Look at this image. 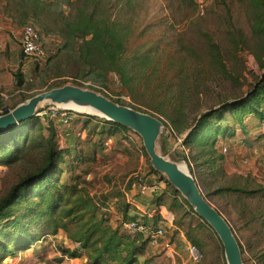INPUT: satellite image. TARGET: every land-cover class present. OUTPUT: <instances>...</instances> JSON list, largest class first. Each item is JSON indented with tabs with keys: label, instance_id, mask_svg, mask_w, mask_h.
Wrapping results in <instances>:
<instances>
[{
	"label": "rangeland",
	"instance_id": "rangeland-1",
	"mask_svg": "<svg viewBox=\"0 0 264 264\" xmlns=\"http://www.w3.org/2000/svg\"><path fill=\"white\" fill-rule=\"evenodd\" d=\"M101 1L105 6L103 15L116 19L124 29V62L129 66L128 78L121 79L111 72L105 81L107 88L93 84L85 73L87 70L74 56L77 50L60 52L61 37L44 32L34 19L28 18L18 25L22 28L31 23L40 30L45 56L32 61L25 91L21 93L19 101L49 90L56 84L81 82L83 87L102 89L112 99H119L125 105L135 106L159 117L166 124L159 148L166 156L178 160L182 156V149L176 145V138L171 134L179 135L172 120L187 131L204 112L244 96L264 73V0H212L202 16L198 13L196 0ZM61 3L59 10L70 15L74 6H69L64 0ZM16 103L3 104L11 109ZM70 109L76 111L70 123H55L59 145L72 149L67 155L69 167L65 176L79 184L80 191L92 196L101 207L105 206L101 211L110 222L113 219L125 228L123 222L128 219H125L123 209L132 205L127 202L125 194L107 188L112 183L116 186V174L131 175L135 169L136 172L140 169L141 174L146 176L151 160L142 149L143 140L138 134L126 131L104 136L97 131L95 124H104L103 120H108L94 113ZM43 135H48L46 129ZM93 150L95 154H92ZM221 152L228 156L229 152ZM116 153L130 156V163L116 162ZM186 153L189 154V150ZM40 158V150H34L27 159L13 167L0 166V196L28 171L34 170ZM193 163L200 184H215L223 178L229 179L227 175L214 177L210 175V169L197 167ZM133 179L131 177L130 181ZM167 191L170 195L163 201L165 210L169 206L177 214L179 222L186 223L182 224L185 230L188 225L192 227L193 235L201 241V246L198 242L196 245L204 256L219 252L226 260L219 237L200 222L199 216L193 214L185 204L179 208L170 206L175 196L169 188ZM115 197L119 200H110ZM209 198L226 212L237 230L244 249L243 257L248 264H264L259 256L264 250V239L251 237L248 224L244 225L246 219L225 210L222 204L224 200L218 196ZM247 198L245 201L249 205L257 206L264 202L258 195ZM135 213L133 209L131 214ZM158 250L149 245L142 261L148 259V264H169L166 259L159 260V256L165 252Z\"/></svg>",
	"mask_w": 264,
	"mask_h": 264
},
{
	"label": "trees",
	"instance_id": "trees-1",
	"mask_svg": "<svg viewBox=\"0 0 264 264\" xmlns=\"http://www.w3.org/2000/svg\"><path fill=\"white\" fill-rule=\"evenodd\" d=\"M62 1L11 0L6 7V13L18 24H23L26 19L32 18L44 32H52L60 36L62 39L60 52L69 53L77 50L74 56L87 70L85 73L89 75L93 84L107 88L105 81L111 72L126 80L129 66L126 61L124 62L125 32L116 19L103 15L102 10L105 7L103 2L101 0H64L69 6H74L71 14L65 15L59 10L63 4ZM14 76L16 87L23 88L26 83L23 71L18 69ZM76 84L83 86L81 82ZM61 85L63 84H56L49 89ZM97 90L108 96L102 89ZM31 96L24 97L22 101ZM113 100L123 104L119 99ZM91 117L97 118L94 115ZM103 121L105 124L99 133L104 136H113L120 131L137 134L119 123ZM254 121L264 125V73L244 96L226 101L204 112L192 126L188 127L187 131L181 129L172 120L179 132L178 136L183 138V146L189 150L188 154L182 149V156L178 160H185L188 163L210 202L209 197L219 196L223 192H238L246 197L255 193L253 190L234 186L219 187L217 183L200 184L194 172L193 163L195 162L197 167L205 166L210 169V175L221 177L216 168L225 160L220 144L235 137L238 129L247 132L249 124ZM44 129L48 131L47 136L43 135ZM171 134L177 141L178 136L173 132ZM142 149L148 156L144 146ZM34 150H40L41 153L40 162L36 168L28 171L4 195L0 196V264L6 258L16 256L19 252L31 248L45 237L57 234L60 230H63L73 242L79 244V248L74 250L62 248L64 254L70 257H78L85 253L90 264H148V259L142 261V257L147 252L149 237L142 233H129L122 225L113 226L107 215L101 211L105 206L101 207L102 205L100 206L92 196L80 191L79 184L71 182V178L65 176L69 167L67 155L72 152V149L59 145L55 123L45 125L37 114L14 127L0 131V166L13 167L21 160L27 159ZM193 150L196 152L193 153ZM92 154H95L94 150ZM150 169L165 180L167 188L175 196L170 206L179 208L181 204H185L198 217L188 201L151 164ZM129 207L123 210L125 219H128L125 223L138 220L150 226L156 225L160 220V217L147 216L139 219L138 215L128 213ZM217 209L220 211L219 206ZM263 217L260 209L250 220L252 224H259V227L255 228L261 240L264 239ZM198 218L200 222L211 228L207 222ZM243 218L246 217L243 216ZM181 224L186 223L181 221ZM211 230L215 233L212 228ZM236 232L237 230L235 235L244 254L243 245ZM186 235L189 240L195 244L198 242L201 246L199 237L193 235L192 227L189 225ZM220 244L224 251L221 241ZM211 256L216 259L220 257L221 262L227 264L219 252ZM259 256L264 263V250ZM244 260L248 264L245 258Z\"/></svg>",
	"mask_w": 264,
	"mask_h": 264
},
{
	"label": "crops",
	"instance_id": "crops-1",
	"mask_svg": "<svg viewBox=\"0 0 264 264\" xmlns=\"http://www.w3.org/2000/svg\"><path fill=\"white\" fill-rule=\"evenodd\" d=\"M9 2L11 0H0V95L3 94L5 96L4 99L11 98L7 99V101L0 98V102L2 104L5 102L9 104L11 102H17L15 104L17 105L22 102V100L19 101V98H21V93L25 89L24 87L21 89L16 87L14 73L18 69H21L24 73L25 81L28 80L27 74L32 69V61L34 59L23 55L21 40L24 26L20 28V24L18 25L13 17L6 13V7ZM104 124L103 122L95 124L98 127V132L101 131ZM81 133L83 134V132ZM220 145L221 151H224V148H226L227 151L225 152L229 153L228 156H225L224 162L226 164H219L216 168H218L219 172L221 171V177L227 175L229 179L226 180V178H223L220 182H217V185L219 187L234 186L245 190H253L255 193L249 197L258 195V198L264 201V125H260L254 121L249 124L247 132L239 131L238 129L235 137L223 141ZM115 157L116 162L123 164L125 162L130 163V156L116 153ZM131 177L134 178L133 181H130ZM115 178L117 180L116 186L114 187L112 183V186L109 185L107 189L116 190L123 195L134 197L137 201L138 207L132 205L127 209L129 214L135 209L136 213L131 215H138L139 219L144 216L154 218L160 217L156 215L157 210L163 211L166 219L160 217L156 225L148 226L150 228L160 226L166 231L161 246H153L149 242L150 246L158 248V251L165 252L159 256V260L166 259L168 263L170 262L169 264H223L220 257L216 259L210 254H206L199 263L186 261L188 257L186 240L189 239L187 238L186 230L177 219V214L173 210L171 211L169 206L168 210H165L163 201L168 199L170 193L167 191L165 180L159 175L153 173L150 168L147 170L146 176L144 177L145 190H141L138 185L136 169L131 175H126V173L123 175V173H120L118 175L116 174ZM218 197L224 200L221 202L225 210H229L231 214L235 212L239 217L245 216L246 218L244 219H246V222H244V225L248 224L251 230L249 232L250 236L259 238L255 228L257 224H252L253 222H250V220L260 209L264 215V202L257 206L253 204L249 205L245 201L248 198L244 195L241 196L238 192H223ZM110 200L116 202L119 198L115 197ZM220 211L231 224L232 228H234L233 230L236 231L231 220L226 216V212L221 209ZM117 218L119 219L120 217ZM235 223L237 222L235 221ZM111 224L115 227L120 225L113 219H111ZM123 226H125V222H123ZM168 243L172 244L171 246L177 251V255L173 254L167 248ZM62 248L74 250L79 248V244L73 242L64 231L60 230L57 234L45 237L31 248L19 252L16 256L6 258L2 264H90L89 258L85 253L78 257H70L64 254Z\"/></svg>",
	"mask_w": 264,
	"mask_h": 264
},
{
	"label": "water",
	"instance_id": "water-1",
	"mask_svg": "<svg viewBox=\"0 0 264 264\" xmlns=\"http://www.w3.org/2000/svg\"><path fill=\"white\" fill-rule=\"evenodd\" d=\"M78 104L90 108L108 121L119 123L136 132L151 160L152 167L185 198L196 214L215 231L224 247L227 264H247L231 224L204 195L195 175L185 160H174L163 154L159 140L164 122L154 114L118 103L97 90L77 84H63L37 93L0 115V131L38 114L45 104ZM96 115V114H94Z\"/></svg>",
	"mask_w": 264,
	"mask_h": 264
},
{
	"label": "built area",
	"instance_id": "built-area-1",
	"mask_svg": "<svg viewBox=\"0 0 264 264\" xmlns=\"http://www.w3.org/2000/svg\"><path fill=\"white\" fill-rule=\"evenodd\" d=\"M212 0H196L197 3V10L199 15H205L208 6L211 3ZM1 46V45H0ZM21 47L22 51L26 56H29L33 59H42L45 56V48L42 41V36L39 30L32 24H25L23 27V34H22V40H21ZM0 98L4 99L5 96L3 94L0 95ZM5 100V99H4ZM11 109L6 105L2 104L0 102V115H3L7 112H9ZM76 114V111L70 108H65L59 105H53V104H45L40 108L38 111V115L41 119V121L48 125L50 123H56L60 122L63 124L70 123L73 119V115ZM176 145L186 150V148L183 146V138L177 137ZM224 151H227L226 148H224ZM137 178H138V185L140 186L141 190H145L146 186L144 183V176L141 174L140 169L137 172ZM127 202L131 205L137 206V201L134 197L126 196ZM157 216L165 217L163 211L157 210L156 212ZM125 228L129 233L136 234V233H142L149 237L150 243L153 246H161L162 240L164 239L166 235V231L163 227H157V228H150L147 225L143 224L142 222L138 220H133L130 222L125 223ZM187 242V253L188 257L186 261H194L195 263H199L203 260V253L201 249L193 242L186 240ZM171 243H168L167 248L170 249V251L177 255V251L171 246Z\"/></svg>",
	"mask_w": 264,
	"mask_h": 264
},
{
	"label": "bare ground",
	"instance_id": "bare-ground-1",
	"mask_svg": "<svg viewBox=\"0 0 264 264\" xmlns=\"http://www.w3.org/2000/svg\"><path fill=\"white\" fill-rule=\"evenodd\" d=\"M66 107H69V108H74L78 111H81V112H89V113H94V114H97L100 116V114H98L97 112H95L94 110L90 109V108H87V107H84V106H81V105H78V104H68L66 105Z\"/></svg>",
	"mask_w": 264,
	"mask_h": 264
}]
</instances>
